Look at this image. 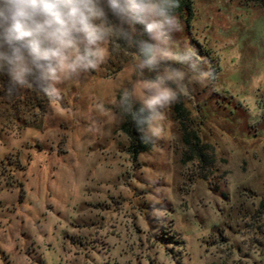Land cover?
Instances as JSON below:
<instances>
[{
    "label": "rangeland",
    "instance_id": "rangeland-1",
    "mask_svg": "<svg viewBox=\"0 0 264 264\" xmlns=\"http://www.w3.org/2000/svg\"><path fill=\"white\" fill-rule=\"evenodd\" d=\"M180 23L213 79L136 155L128 50L107 45L59 101L0 81V264H264V8L194 0Z\"/></svg>",
    "mask_w": 264,
    "mask_h": 264
},
{
    "label": "clouds",
    "instance_id": "clouds-1",
    "mask_svg": "<svg viewBox=\"0 0 264 264\" xmlns=\"http://www.w3.org/2000/svg\"><path fill=\"white\" fill-rule=\"evenodd\" d=\"M179 7L180 0H0V81L9 97L35 89L59 101L60 85L98 71L114 43L131 53L133 77L119 115L142 143H155L165 110L189 83L207 87L213 79L194 49L175 46Z\"/></svg>",
    "mask_w": 264,
    "mask_h": 264
},
{
    "label": "trees",
    "instance_id": "trees-1",
    "mask_svg": "<svg viewBox=\"0 0 264 264\" xmlns=\"http://www.w3.org/2000/svg\"><path fill=\"white\" fill-rule=\"evenodd\" d=\"M255 1L258 2L264 8V0ZM193 2L194 0H180V7L176 9V15L178 16L179 21L183 22L186 15L190 16L193 13ZM34 91L35 93L37 92L35 89ZM28 100L31 102V99L29 97ZM122 129L132 140V149L135 155L146 150L148 145L140 141L139 134L136 132L133 125L128 122L127 119L126 123L122 126ZM195 139V142L199 141V138L196 136ZM184 140L185 142L189 143V137L187 135L184 136Z\"/></svg>",
    "mask_w": 264,
    "mask_h": 264
}]
</instances>
